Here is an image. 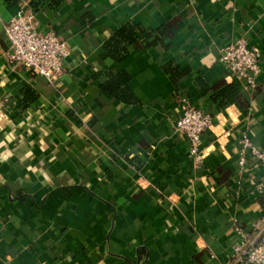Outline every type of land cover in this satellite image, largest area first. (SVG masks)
Returning <instances> with one entry per match:
<instances>
[{
    "label": "crops",
    "instance_id": "obj_1",
    "mask_svg": "<svg viewBox=\"0 0 264 264\" xmlns=\"http://www.w3.org/2000/svg\"><path fill=\"white\" fill-rule=\"evenodd\" d=\"M20 12L68 44L54 83L11 64ZM130 24L143 43L107 56ZM242 38L262 54L254 87L219 62ZM122 73L126 100L105 89ZM184 99L212 120L200 159ZM243 136L264 148V0H0V264H237L235 226L264 244V166L240 165Z\"/></svg>",
    "mask_w": 264,
    "mask_h": 264
},
{
    "label": "built area",
    "instance_id": "obj_2",
    "mask_svg": "<svg viewBox=\"0 0 264 264\" xmlns=\"http://www.w3.org/2000/svg\"><path fill=\"white\" fill-rule=\"evenodd\" d=\"M6 35L11 47L10 61L15 68L41 76L50 83L62 76L70 54L68 44L54 30H38L33 14L20 12L6 27ZM261 59V51L242 38L222 48L219 62L234 78L254 87L261 74ZM211 126L210 116L183 100L177 129L187 138L192 158L200 159L202 138ZM241 145V166L246 163L247 152L264 166V148L256 147L247 136H243ZM258 190L264 193V184L258 186ZM235 232L239 236L233 246L237 264H264V244L249 242L239 226H235Z\"/></svg>",
    "mask_w": 264,
    "mask_h": 264
},
{
    "label": "trees",
    "instance_id": "obj_3",
    "mask_svg": "<svg viewBox=\"0 0 264 264\" xmlns=\"http://www.w3.org/2000/svg\"><path fill=\"white\" fill-rule=\"evenodd\" d=\"M147 31L141 25H127L123 26L117 30L113 36L105 44V51L107 56L121 60L126 57L129 53V48L132 45H137L143 43L142 39ZM129 80V77L126 73H122L118 76H113L108 84L105 86V89L113 95H119L121 91L124 95L123 99L126 100V85ZM237 89L235 86L227 88L225 91L220 93L222 98H225L226 101H230L234 96H236Z\"/></svg>",
    "mask_w": 264,
    "mask_h": 264
}]
</instances>
